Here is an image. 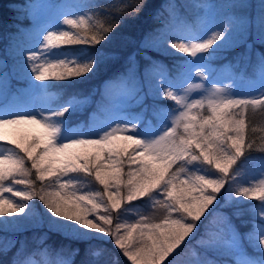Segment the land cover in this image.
Returning a JSON list of instances; mask_svg holds the SVG:
<instances>
[{"label":"snow or ice","instance_id":"snow-or-ice-1","mask_svg":"<svg viewBox=\"0 0 264 264\" xmlns=\"http://www.w3.org/2000/svg\"><path fill=\"white\" fill-rule=\"evenodd\" d=\"M32 7L36 10V34L39 36L45 30L39 12L44 5L35 4ZM63 23L75 28L76 33L47 31L43 35L39 51L34 48L27 50L26 66L31 68L28 74L30 81L34 77L35 81L45 85L49 81L71 80L92 71L94 59L77 63L50 59L47 53L67 45L100 44L105 40L104 33L110 32L111 28H103L101 31L88 23L87 28L82 30L81 26L87 23L83 15L77 19H69L65 14ZM261 23L264 24V21ZM230 31V26H225L213 31L210 38L198 43H171V48L192 58L181 65L178 75L182 76L185 72L191 75L193 67L196 68V77L204 75L208 71L207 63L198 65L194 62L206 61L229 47L232 43L229 39ZM89 32L92 33L90 37L87 35ZM260 39L264 42V29L260 32ZM145 41L142 46L151 42L147 37ZM129 59L133 60L134 57ZM133 72L134 67L130 65L127 72L114 82H126L127 76ZM153 74L158 75L156 87L183 109L173 119L172 126L167 127L160 135L150 132L140 139L141 135L135 134V123L130 124V128L129 124H118L115 128L103 131L106 121L90 128L88 132L73 129L62 134V126L58 121L70 111L75 101L58 111L47 109V116L41 112V119H37L36 115L0 111V117H12L0 118V141H8L25 154L21 156L12 148L7 152L0 149V217L24 214L28 208L27 202L38 197L53 217L70 221L78 225L79 229L111 235L114 243L133 264H162L174 253L194 232L197 222L206 210L217 201L218 195L225 189L226 181L231 177L230 170H234V165L244 154L246 145L251 147L245 135L246 110L250 106H264V83L261 84L259 99L229 98L223 95L224 89L213 86V92L208 97L188 102L187 95H177L176 92L168 90L172 87L173 78L163 73ZM6 75V72H0V85ZM165 81L169 82L167 86ZM32 87L38 86L32 84ZM192 88L201 89L203 85H189V89ZM41 91L47 94L46 87ZM205 110L207 114H204ZM25 124L36 126L38 131L21 138L9 139L7 126ZM129 130L132 135H117ZM85 136L98 138H84ZM65 140L67 142H61ZM25 157L31 162V169L26 167ZM186 165L196 167V171H190ZM32 169L35 170L36 180L42 182L43 186L37 190L31 179L17 180L16 183L29 186L31 191L14 193L16 197L22 198L23 203L8 199L4 193L12 192V188L5 187V182L17 175L28 177ZM210 169H214L215 173L209 171ZM200 171L205 174H199ZM73 173L94 176L95 181L103 186V192L77 195L73 190L72 180H61ZM214 174L216 178H212ZM52 181L58 184L59 190H48L55 187ZM155 193L164 196L163 200L155 202L166 213L160 222H151L141 217L134 224L118 223L115 231L110 229L112 218L109 206L111 211L119 210L125 202L151 198ZM225 194L230 196L233 193L229 189ZM234 195L258 200L261 210L243 239L232 226L229 228L226 245L214 243L211 246L231 251L239 248L246 240L250 246L261 249L264 255V186L239 187ZM102 208L109 214L99 215L98 219L90 218V214L95 216ZM173 214H176L175 218ZM236 214L243 215V210L237 209ZM121 229L124 230L122 235ZM244 264H264V259L245 260Z\"/></svg>","mask_w":264,"mask_h":264},{"label":"rangeland","instance_id":"rangeland-1","mask_svg":"<svg viewBox=\"0 0 264 264\" xmlns=\"http://www.w3.org/2000/svg\"><path fill=\"white\" fill-rule=\"evenodd\" d=\"M227 2L231 0H226ZM224 0H170L165 5L164 20L169 22L168 26H157L150 31L146 36L151 41L147 43L145 48L158 52L162 56H166L170 62L174 65V78L172 87L168 90L176 92L177 95H187L188 102L192 100L201 99V97H208L213 92V86L216 88L224 89L223 95L234 99H259L261 93V84L264 83V75H262L263 68L258 66L254 77L251 80H242L232 82L229 79V72L223 69L217 76L213 75V78L206 77V72L201 77L195 76L196 68H192V73L185 72L182 76L178 75L181 65L186 64L192 58L185 53H180L177 49L170 47L171 43H198L203 39L210 38L213 31L220 30L221 27L230 26L231 31L229 33V39L231 45L227 48L234 47L241 42H246L249 45L248 37H252V41L259 43L264 47V42L260 39V32L264 29V0H233V5H242L246 7L243 12L233 10L234 16L223 13ZM251 5L252 12L247 13L248 5ZM76 0H30L25 5H17L15 7V15L19 20H27L32 24L34 36L29 43L20 44V46H14L11 55L13 56L10 70L17 80H24V84H17L18 89L26 97L24 105L17 98H11L3 107H0V111L4 113H18L20 115L30 114L36 115L37 119H41L40 113L43 112L45 116L49 114L47 109L51 108L54 111H58L53 104V98L41 91L45 88L40 82L35 81L34 77L30 81L29 73L31 72L30 66H26V60L28 55V49L34 48L39 51L40 45L43 42V35L47 34V31H55L59 33L63 31L66 24L63 23L65 14L67 18L73 17V10L75 9ZM35 4H42L44 7L39 10L40 18L45 25V30L37 36V23L34 16L36 11L32 6ZM182 8L190 20H185V23L177 21V17L174 14L175 9ZM163 15V14H162ZM190 29L191 31H188ZM196 38L193 39L192 37ZM145 37V38H146ZM248 41V42H247ZM144 42L145 39H144ZM218 53V52H217ZM49 56V54L47 53ZM50 58V57H49ZM51 59V58H50ZM56 59V58H55ZM39 61H37L38 63ZM194 63H207L209 59L204 61H196ZM3 64L0 63V72L4 70ZM27 69V70H25ZM6 70V69H5ZM208 70V68H207ZM5 72V71H4ZM161 73L159 67L153 63H146L138 70L134 67V72L127 76L126 82H114L117 79L107 81L102 88V95L104 100L99 102V113H93L90 118V128L96 127L101 123L107 122L103 128V131H108L110 128H115L117 125H124L135 123L148 117L145 115V111L149 107V102H145L144 98H149L151 101L156 102L154 107L157 106L158 110L152 111L154 121L156 122L155 128H149L146 125L140 127L139 123L136 126L135 134L141 135L140 139H143V135L150 132H156L157 135L162 134V131H166L167 127L172 126V121L175 116L179 115V111L183 109L176 104L175 101L167 98L163 94V90L156 87L158 75L153 73ZM208 73V71H207ZM166 76V75H165ZM241 77V76H240ZM8 74L3 79V84L0 85V99L4 95V87H6ZM150 80V81H149ZM168 81H165L167 86ZM202 84L201 89H189V85ZM32 84L38 87H32ZM185 90H188L185 92ZM160 102V103H159ZM169 102L173 103V108L169 105ZM122 108L121 112L118 111ZM127 109L130 111V117L124 115L127 113ZM207 114L206 110L205 113ZM0 118H12L10 115H4ZM6 131L9 133V139L21 138L28 133L37 132L38 129L34 125H19V126H7ZM68 132H71L68 131ZM63 132V133H68ZM102 134V133H101ZM132 131L129 130L125 133H117V135H132ZM75 138V137H74ZM84 138H98V136H85ZM154 138V137H153ZM61 142H67L61 141ZM9 148H12L19 155L25 156L24 153L16 149L14 145L8 143V141H0V149L7 152ZM26 160V167L31 169V162ZM198 167V166H197ZM190 171H196V167L192 165H186ZM127 171V165L125 166ZM209 171L215 173L214 169ZM231 171V177L226 181L225 189L218 195L217 201L206 210L204 216L200 221L203 223L206 221L204 227L198 230V224L194 229V232L186 238L185 242L170 254L168 258L162 264H210L208 258L210 256H218L223 260L224 264H244L243 250L244 244L239 248L231 251L225 248L211 246L214 243L226 245L229 239V225L228 221L223 222L221 219H217L216 212L220 211V208L226 204H238L246 202H254V208L256 216L261 210L260 202H256L255 199H248L245 197H235L234 191L239 187H259L264 186V161L259 162L255 160H246L240 166H234V170ZM199 174H205L204 171H200ZM31 179L35 182V187L39 190L43 184L36 180L35 170L32 169L28 177L15 176L14 179H9L5 182V187H11L12 192H6L4 195L8 199H12L17 203H23L24 201L20 197H16L14 193L16 191H31L29 186L25 184L16 183L20 179ZM186 178V177H181ZM212 178H216L214 174ZM70 179L73 181L74 189L77 195H89L95 192H103V186L95 181L94 176H89L85 173L69 174L67 177H62L61 180ZM54 188H49V191L59 190L58 184L52 181ZM231 189L232 195L226 196V192ZM106 199V197H105ZM164 196L160 193H155L151 198H144L133 202H125L122 204L121 209L111 211L109 206L110 215L112 218V224L109 226L111 230L115 231L116 224H134L141 219L146 218L151 222H160L163 216L166 214L161 205L156 204L157 200H163ZM28 208L24 214L13 215L12 217L3 216L0 217V241H2V248L8 249L16 242L18 233L23 232L26 228H44V230L57 231L71 239H99L110 240L114 243V238L108 234H102L96 231H89L79 229L78 225L73 224L70 221L59 220L51 215L43 202L38 197H33L31 201H28ZM251 205V204H250ZM215 212V213H214ZM109 214L102 208L98 210L95 216L90 214V218L98 219L99 215ZM176 214H173L175 218ZM202 230V231H201ZM237 231L236 229H234ZM4 232V233H3ZM123 229L120 230L122 235ZM238 232V231H237ZM239 233V232H238ZM44 235V234H43ZM42 236L41 238H43ZM241 237V236H240ZM242 239V238H241ZM19 247L15 251L16 258L25 254L26 256L19 264H70L72 257H63L61 250H56L53 254L46 249L45 245L35 243L32 239L19 240ZM43 244V243H41ZM195 245V246H192ZM199 250L196 251L195 247ZM254 247V246H253ZM186 248V249H185ZM257 249V247H254ZM122 251V250H121ZM36 252V253H34ZM206 254L208 258H202V255ZM39 257V258H38ZM40 257L42 261L39 260ZM126 257V256H125ZM127 258V257H126ZM128 259V258H127ZM129 260V259H128ZM131 261V260H129ZM132 262V261H131ZM133 263V262H132Z\"/></svg>","mask_w":264,"mask_h":264},{"label":"trees","instance_id":"trees-1","mask_svg":"<svg viewBox=\"0 0 264 264\" xmlns=\"http://www.w3.org/2000/svg\"><path fill=\"white\" fill-rule=\"evenodd\" d=\"M27 1L30 0H0V63L3 64L6 72L11 74L6 88L13 87L14 83H25L24 80L15 78L14 72L12 73L10 70V64L14 46L27 44L34 37L32 24L27 20H19L15 15V7L19 4L25 5ZM76 1L78 3H75L73 17H68L69 19H77L83 15L87 23L81 26L82 30L87 28L88 23H90L100 28L101 31L103 28H111V31L104 33L105 40L101 41L100 44L67 45L60 49H53L48 53L51 59H64L77 63H85L94 59V67L88 74L71 80L49 81L44 85L47 88V95L53 98V103L58 110L61 107H68L71 102L75 101L70 111L59 120L65 129L80 121H83L85 125L88 124L90 113L95 112L99 102L104 100L102 95L104 84L126 73L130 65L139 70L140 67L152 60L159 67L161 73L167 72L174 77L173 74L176 71L173 68V62L171 63L166 56L142 46L145 37L155 27L169 25L163 16L165 14L164 7L170 0ZM252 4L253 2L247 6L250 10L247 13L252 12ZM224 5L226 7L223 13L231 16H234L233 10L243 12L246 9L242 5H233V0L224 2ZM177 12H174L176 16L179 17L180 15L184 20H190V16L182 8H179ZM63 31L76 33V29L71 25H65ZM87 35L90 37L92 33L89 32ZM248 38V46L246 42H241L210 57L209 71L206 72V77L211 79L213 75L217 76L227 67L230 72L236 74L229 73L230 81H247L254 77L258 66L264 69V47L253 42L252 37ZM130 57H134V59L130 60ZM6 88L4 87V89ZM144 101L149 102V107L145 112L147 114L151 112L150 116L153 117L152 111L158 110L157 106H153L156 102L150 101L148 98H145ZM169 105L173 108L174 104L169 102ZM245 135L251 147L246 145L244 154L234 166H240L246 160L264 161V106L257 105L255 108L250 106L246 110ZM237 209H242L243 215H237ZM255 210L254 202L244 201L238 206L226 204L212 216H216L223 222L228 221L229 225L234 226V229L239 232L243 239L244 234L251 228L252 221L257 217ZM205 224L208 223L200 221L198 230ZM42 236L44 237L41 238ZM20 239H32L35 243L40 242L38 246L45 245L50 254L56 250H61L63 257H72L70 264H133L124 256L121 249L117 248L110 240L103 238L71 239L57 231L44 230V228L31 229L30 227L18 233L16 242L8 249L2 248V241H0V264H19L22 262L26 255L23 254L21 258H16L15 255V251L20 246ZM243 244L248 260L259 261L264 259L261 249L250 246L246 240ZM195 250L198 251L199 248L196 246ZM210 257L208 258L206 254L202 255V258L209 259L210 264H224L220 257L216 255Z\"/></svg>","mask_w":264,"mask_h":264}]
</instances>
